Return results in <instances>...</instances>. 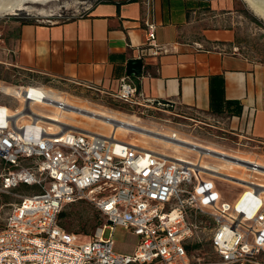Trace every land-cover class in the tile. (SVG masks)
<instances>
[{"label": "built area", "instance_id": "2783aa9c", "mask_svg": "<svg viewBox=\"0 0 264 264\" xmlns=\"http://www.w3.org/2000/svg\"><path fill=\"white\" fill-rule=\"evenodd\" d=\"M146 26L142 51L167 53L156 26ZM13 87V94L0 90L15 100L0 102V192H37L21 196L0 228V264H245L264 255V163L257 154L229 166V156L200 145L169 158L62 120V113H84L73 106L71 89L111 95L141 114L181 116L174 101L145 99L132 76L116 93L76 79L33 78ZM221 130L253 152L261 144ZM170 139L179 142L176 132ZM78 202L106 221L85 241L60 225L65 207ZM117 226L139 238L133 254L113 251ZM204 242L217 261L199 255Z\"/></svg>", "mask_w": 264, "mask_h": 264}, {"label": "crops", "instance_id": "0c3cea01", "mask_svg": "<svg viewBox=\"0 0 264 264\" xmlns=\"http://www.w3.org/2000/svg\"><path fill=\"white\" fill-rule=\"evenodd\" d=\"M230 0H99L66 21L21 24L15 65L42 80L76 79L116 93L131 60L145 99L225 118L230 130L264 143V64L231 52L235 32L220 12ZM156 26L158 56L142 48Z\"/></svg>", "mask_w": 264, "mask_h": 264}, {"label": "rangeland", "instance_id": "374dc122", "mask_svg": "<svg viewBox=\"0 0 264 264\" xmlns=\"http://www.w3.org/2000/svg\"><path fill=\"white\" fill-rule=\"evenodd\" d=\"M97 1L99 0H56L39 3L28 0L24 10L17 11L15 14L0 16V82L5 85L19 86L28 84L33 78H39L18 69L14 62L13 45L16 40L17 29L22 23L66 21L85 14L87 9ZM230 2H234V7L220 12L227 18L224 25L235 32L234 41L228 50L264 64V20L254 13L243 0H230ZM42 10L46 11V14H43ZM258 21L263 25H260ZM70 91L77 98L75 99L77 103L86 104L93 109L128 117L137 116L142 120V124L150 129H158L168 135L176 132L178 137L192 139L200 144L217 146V148L230 153H239L240 156L248 159H252L254 157L252 153H254L264 163V143L258 144L254 152L250 148L239 147L235 144L237 137L221 130L229 131L225 118L208 116L192 110L178 111L181 116L167 115L153 109H147L144 114H141L136 108L118 102L111 95H98L85 90L71 89ZM0 102L15 104L14 99L2 93H0ZM120 137L131 142L135 136L130 134L128 137ZM148 143L152 150L159 152L164 150L169 155H178L162 143L153 140H149ZM3 168L4 163L0 158V175ZM35 190L37 189L21 186L10 193L0 192V228L5 224L14 206L21 200L20 197L37 192ZM217 190L219 192L224 191L222 186L218 184ZM62 214L60 225L66 231L79 235L82 241L88 240L95 234L98 227L106 222L95 206L88 202H78L66 206ZM110 232V230H106V238ZM114 242L113 251L115 253L131 255L139 243V238L123 227L117 226L114 232ZM200 249L199 255L201 257L206 254L210 260L217 261V257L213 255L211 245L208 242H204ZM257 261L258 263L245 264H263L264 255H260Z\"/></svg>", "mask_w": 264, "mask_h": 264}, {"label": "bare ground", "instance_id": "6f19581e", "mask_svg": "<svg viewBox=\"0 0 264 264\" xmlns=\"http://www.w3.org/2000/svg\"><path fill=\"white\" fill-rule=\"evenodd\" d=\"M28 0H0V16H5L9 14H15L17 11L24 10L25 4ZM39 3H47L50 1L56 0H33ZM249 8L264 19V0H243ZM43 14H46V11L42 10ZM0 90H3L7 94H13L15 88L11 85H5L0 82ZM73 106L83 110V114H75L74 112L62 113L61 118L67 124L71 126H79L80 128L96 132L103 136H115L118 139H121L120 136L128 137L130 134H133L135 137L132 139L131 144L140 146L146 150H152V147L149 146L148 141L153 140L158 143H162L167 148L172 149L178 155H169L164 150L158 152L162 156H167L169 158H183L181 155H184L186 151L194 150L196 146L203 145L209 150H215L219 154H225L231 159H225L226 165H237L241 164L240 160H249L246 157L240 156L239 153L235 154L234 152L230 153L224 151L217 146L200 144L195 140L186 139L179 137V142H175L170 139V135L160 132L158 129H150L142 124V120L137 116H125L121 114L111 113L109 111L93 109L83 103H73ZM232 174V173H227Z\"/></svg>", "mask_w": 264, "mask_h": 264}, {"label": "water", "instance_id": "95a60500", "mask_svg": "<svg viewBox=\"0 0 264 264\" xmlns=\"http://www.w3.org/2000/svg\"><path fill=\"white\" fill-rule=\"evenodd\" d=\"M142 68H143V60L142 59L131 60L128 64L127 75L128 76H137L142 72Z\"/></svg>", "mask_w": 264, "mask_h": 264}, {"label": "trees", "instance_id": "16d2710c", "mask_svg": "<svg viewBox=\"0 0 264 264\" xmlns=\"http://www.w3.org/2000/svg\"><path fill=\"white\" fill-rule=\"evenodd\" d=\"M130 1H135V0H130ZM26 23H27V22H24V23H22V24H26ZM258 23H259L260 25H263L260 21H258ZM26 187H29V186H26ZM61 216H63V214H61L60 217H61Z\"/></svg>", "mask_w": 264, "mask_h": 264}]
</instances>
